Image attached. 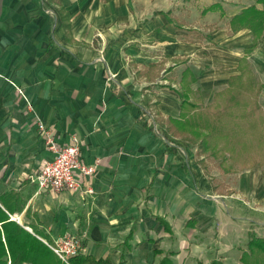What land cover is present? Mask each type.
<instances>
[{
  "label": "crops",
  "instance_id": "crops-1",
  "mask_svg": "<svg viewBox=\"0 0 264 264\" xmlns=\"http://www.w3.org/2000/svg\"><path fill=\"white\" fill-rule=\"evenodd\" d=\"M253 5L262 7L0 0V196L15 192L22 205L11 220L50 243L79 236L84 257L100 264H242L251 235L264 239L262 169L208 173L197 148L167 141L157 119L180 118L187 66L206 105L239 74L252 33H233L230 22ZM248 60L264 84V37ZM39 120L60 146L77 136L82 161L98 163L79 190L41 191L33 181L53 157Z\"/></svg>",
  "mask_w": 264,
  "mask_h": 264
},
{
  "label": "trees",
  "instance_id": "trees-1",
  "mask_svg": "<svg viewBox=\"0 0 264 264\" xmlns=\"http://www.w3.org/2000/svg\"><path fill=\"white\" fill-rule=\"evenodd\" d=\"M256 4L262 7L250 6L230 22L231 32L248 29L252 33L253 42L245 49L240 60L239 74L230 77L228 86L217 92L213 102L206 105L200 89L193 88L198 76L187 66L180 87L176 90L181 101L180 118H170L163 122L157 120L158 129L167 141L197 146L198 155L209 153L205 158L219 161V166L225 172L259 167L264 177V107L260 100L264 84L256 79L248 60L264 37V0H256ZM219 9L220 6L215 4L204 12ZM58 13L63 22L68 21L69 18L60 4ZM65 26L68 28L69 24ZM205 169L208 172V168ZM17 207L22 205L15 192L0 196V224L3 229L2 231L0 227V264L8 263L3 236L11 256V264H63L44 241L30 235L17 222L11 220L7 212L14 214ZM247 245V251L241 257L242 264H264V239L251 235ZM71 263L100 264L84 257L82 253L73 258ZM161 264L172 263L167 260Z\"/></svg>",
  "mask_w": 264,
  "mask_h": 264
},
{
  "label": "built area",
  "instance_id": "built-area-1",
  "mask_svg": "<svg viewBox=\"0 0 264 264\" xmlns=\"http://www.w3.org/2000/svg\"><path fill=\"white\" fill-rule=\"evenodd\" d=\"M38 128L45 136L46 145L53 157L33 177V181L41 191L79 190V179L93 177L97 172L98 163L90 166L82 161L81 140L77 136H73L69 144L60 146L53 132L41 120L38 122ZM44 242L58 255L63 264H72V259L83 251L82 238L75 235H66L53 243L45 240Z\"/></svg>",
  "mask_w": 264,
  "mask_h": 264
},
{
  "label": "rangeland",
  "instance_id": "rangeland-1",
  "mask_svg": "<svg viewBox=\"0 0 264 264\" xmlns=\"http://www.w3.org/2000/svg\"><path fill=\"white\" fill-rule=\"evenodd\" d=\"M262 92H264V89H263V91ZM260 97H261V95H260ZM262 105H263V107H264V93H263V97H262ZM196 148H197V146H195ZM197 158H205V157H208V154L209 153H207V154H201L200 153V155H198V148H197ZM203 167L205 166H209V168H208V173H210V170L211 169H217V171H219V172H225L224 170H223V168H221L220 166H219V161H216V160H214V159H212V158H205L204 160H203ZM202 166V165H201ZM214 183L216 184H218V186H219V191H221V192H226L225 190H226V187H225V185L223 184L222 185V183L221 182H219V180H215L214 181ZM232 190H228L227 192H231ZM218 262H221L222 264H225L224 262H222V261H218ZM242 263V262H241Z\"/></svg>",
  "mask_w": 264,
  "mask_h": 264
}]
</instances>
